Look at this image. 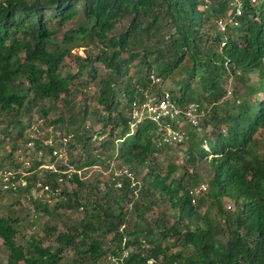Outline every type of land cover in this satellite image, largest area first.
<instances>
[{"label": "trees", "instance_id": "1", "mask_svg": "<svg viewBox=\"0 0 264 264\" xmlns=\"http://www.w3.org/2000/svg\"><path fill=\"white\" fill-rule=\"evenodd\" d=\"M239 3L237 15L233 0H0V146L13 139L12 155L19 139L25 145L33 141V155L51 156L53 146L26 131L33 113L45 118L50 106L68 104L74 78L88 67L95 78L97 61L108 71L99 80L97 104L103 114L97 134L105 136L109 127L101 147L126 168L102 186L73 172L68 179L76 189L55 206L35 200V208L51 216L59 208L83 212L65 224L54 248L34 236L17 244L13 221L18 218L0 216L7 251L0 264H57L67 246L79 263L98 264L101 257H120L126 250L124 264H264V151L258 136L264 131V0ZM228 18L231 24L216 27L217 20ZM83 44L97 45L99 52L86 60L76 56L77 75L63 73L71 49ZM134 61L137 69L130 74ZM174 69L186 72L179 88L168 90L180 109L179 121L189 103L205 112L197 125L184 119L192 128L182 142L187 144L184 172L176 177L177 165L169 164L161 174L156 162L171 146H157L158 124L145 119L135 131L130 128L131 112L146 93L161 95L159 88L149 91L150 77L165 79ZM229 78L235 84L232 97L222 102ZM67 109V118L59 113L48 126L64 124L68 147L85 149L92 139L89 127L77 125L74 104ZM102 153L88 152L83 161L70 163L77 170L98 165ZM43 157L33 158L36 166L44 164ZM201 161L208 164L209 176L206 190L196 197L202 182L194 168ZM48 174L53 188L67 177L59 171ZM83 188L91 195L82 200ZM154 207L158 211L149 218Z\"/></svg>", "mask_w": 264, "mask_h": 264}, {"label": "rangeland", "instance_id": "2", "mask_svg": "<svg viewBox=\"0 0 264 264\" xmlns=\"http://www.w3.org/2000/svg\"><path fill=\"white\" fill-rule=\"evenodd\" d=\"M220 22V24H219ZM225 23L231 24V18L229 19H220L216 21V27L221 29L224 27ZM124 27V25H123ZM119 29L122 26L118 27ZM61 36V35H60ZM99 52L97 45L87 44L83 46H74L71 49V55L65 58L64 64L62 66V72H69L70 74L77 75V60L76 56H79L85 59L86 56L91 58ZM86 60V59H85ZM136 61H134L130 67V74L137 69ZM93 66L96 68V77L92 78V75L87 74L88 68L82 75H77L72 84H71V95L69 96L70 102L66 104L58 103L57 107L50 106V101H44V106L51 107L48 115L45 118L38 117V113H33V123L32 127H29L26 131L30 132L33 138H38L42 144H51L53 146L51 158L49 154L40 155L37 153L33 155L35 151V144L33 141L25 142L22 139H19L17 142L18 149L10 154V148L13 145V139H7L2 146H0V162L3 163V168L10 170L15 173V176L19 182L15 191H1L0 190V216L9 217L11 220L18 218V220L13 221L17 229L15 235V241L17 244H24L29 239L30 236H34L42 240L44 246H49L54 248L55 239L60 232L66 231V225L70 220L76 221L82 215V211L68 210L66 208L57 209L56 214L48 215L45 212L35 208V200L41 201L42 203H47L49 206H55L60 200L66 197V193H71L76 189L75 181L68 179V174L71 175L73 172H77L78 178L84 182H100V185L115 180L117 176L120 177L122 173H126V168L119 165V160L114 157H106L103 148L101 147V141L107 137L106 129L105 136L98 137L97 132L101 131L102 123L97 120L99 115L103 114L102 106L97 104V94L99 91V80L102 76L108 74L105 66L97 61H94ZM153 74V73H152ZM186 76L184 69H174L168 77L165 79H156L155 74L150 78L152 80L153 86L149 87L150 90H163L168 91L169 89L179 88V83ZM253 82H255V76L251 77ZM233 78H229L224 84L226 88L225 96L222 99L224 101H230L232 97V88L234 86ZM177 94H179L177 92ZM152 94L146 93L144 101H146ZM149 96V97H148ZM69 104L75 105L76 114L79 116L77 125L82 122L85 126L89 127L88 133L92 135L90 143H88L87 148L83 149L81 146H78L77 149L71 150L68 147L69 136H64L65 126L64 124H55L56 127L48 126V121L55 119L59 113L68 116L67 107ZM84 108L87 109L85 117L82 119V111ZM65 113V114H64ZM205 114V112H204ZM203 118V117H202ZM201 118V119H202ZM50 122V121H49ZM68 121L66 120V123ZM179 129L181 132H185L192 128L184 119L179 121ZM139 122H134L131 124L130 128L132 131H135L136 124ZM198 124V123H197ZM1 125V124H0ZM67 126V125H66ZM2 127V125H1ZM57 130H56V129ZM91 129V130H90ZM56 130V131H55ZM198 135L197 137L202 136V132L195 127ZM260 139V149L264 151V131L259 133ZM62 137H66L67 140L64 142L61 140ZM185 138L180 142L170 144V148L164 149L157 155L156 162L160 166V172L163 174L167 169L169 164L177 165V170L173 173V176L176 177L184 172L185 159H186V148L187 144L182 143ZM90 152L91 155H97L100 152H103L100 159L102 163L98 165H93L85 167L83 169L77 170L76 164L72 165L70 161L73 158H81L83 161L87 156V153ZM44 158V164L39 167L35 165V160L38 161L42 157ZM38 158V159H37ZM18 164V165H17ZM78 164V162H77ZM35 166V167H34ZM61 166H67V169L64 171L59 170ZM191 172V167L186 166ZM3 170V169H1ZM0 170V171H1ZM194 170L200 175L202 184L206 185L208 180L209 171L208 164L205 161H201L196 164ZM59 171L66 173L67 177L62 179L59 178L57 188L49 186L47 183L50 176L49 172ZM146 169L142 170V174ZM128 175V173H127ZM131 180H134V176L129 174ZM140 176V175H139ZM133 177V178H132ZM139 179V178H138ZM120 181H116L115 187L120 189ZM28 189H24L25 187ZM82 200L87 196L90 197L91 190L88 188H83L79 193ZM93 196H91L92 198ZM196 197H199L196 196ZM224 206L229 207L232 203L229 199H224ZM160 207V205H159ZM159 207H154L148 212L149 218H154ZM169 210L168 212H170ZM82 212V213H81ZM68 216V217H67ZM110 237L105 239L106 244ZM175 250V249H173ZM76 255L74 254L73 249L70 247H65L61 253L60 260L57 264H90L89 261H74ZM7 251L2 244L0 239V260L6 261ZM23 264V263H20ZM98 264H122V260H117L116 262L112 261V255H107L101 257Z\"/></svg>", "mask_w": 264, "mask_h": 264}, {"label": "built area", "instance_id": "3", "mask_svg": "<svg viewBox=\"0 0 264 264\" xmlns=\"http://www.w3.org/2000/svg\"><path fill=\"white\" fill-rule=\"evenodd\" d=\"M233 2L236 4V14L238 15L240 13L239 0H233ZM131 114L133 122H141L145 119H149L158 124L157 146L177 143L183 139L184 132H181L179 128H174L175 124L178 126L181 124L179 122L180 109L172 99V95L169 91L162 90L159 97L151 95L146 101L143 100L138 106L134 107ZM203 114L204 111L199 109L197 103H189L181 111V115L184 116V119L192 125H197ZM61 140L65 142L67 138L62 137ZM53 152L55 155L56 152ZM18 184L19 182L14 172L7 169L0 171L1 191H15ZM205 190L206 185L200 184L195 192L200 193ZM127 253L128 252L125 250L120 257L112 255V261L116 262L120 259L122 260V264H124L123 257H125Z\"/></svg>", "mask_w": 264, "mask_h": 264}, {"label": "clouds", "instance_id": "4", "mask_svg": "<svg viewBox=\"0 0 264 264\" xmlns=\"http://www.w3.org/2000/svg\"><path fill=\"white\" fill-rule=\"evenodd\" d=\"M177 128H179V126H178ZM184 137H185V134L183 135V138H184ZM201 184H202V183H201ZM196 189H197V188H196ZM196 189H195V190H196ZM199 194H200V193H196V192L194 191V195H195V196H198Z\"/></svg>", "mask_w": 264, "mask_h": 264}]
</instances>
